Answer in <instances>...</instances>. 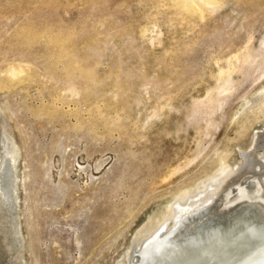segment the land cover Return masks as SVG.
<instances>
[{"label":"rangeland","instance_id":"obj_1","mask_svg":"<svg viewBox=\"0 0 264 264\" xmlns=\"http://www.w3.org/2000/svg\"><path fill=\"white\" fill-rule=\"evenodd\" d=\"M215 8L0 0V264H129L222 161L220 201L254 185L262 204L264 67L242 64L264 49V0Z\"/></svg>","mask_w":264,"mask_h":264},{"label":"bare ground","instance_id":"obj_2","mask_svg":"<svg viewBox=\"0 0 264 264\" xmlns=\"http://www.w3.org/2000/svg\"><path fill=\"white\" fill-rule=\"evenodd\" d=\"M221 1L173 0L175 4H181L184 9L195 11H201L203 7L207 9L213 8L214 10ZM260 49L263 50L259 52L261 54H255L253 51L254 54L250 53L247 49L249 54L245 55L244 64L242 65L254 64V62L261 59L259 68L263 69L264 49ZM237 68L232 63H229L227 69L220 68L217 76L218 86L215 90L212 89V91L208 92L207 101L205 102L210 105L209 109L212 113L217 109L219 110L221 106V102L213 97V93L221 96L231 91L234 82L233 75L236 71H239V68ZM18 71L14 68L12 71L10 70V74L16 77L22 72ZM199 102V105L205 104L201 100ZM263 105L264 103H259L257 107L264 113ZM249 111L253 112L252 110ZM258 112L259 110H257V114ZM252 114L254 115L256 112ZM13 157L12 154L10 159L12 167L14 166ZM228 168L229 166L222 161L218 176L212 177L211 183L206 182V185L200 186L201 188L206 186L204 189H195L193 193L188 190L179 194L168 207V212L165 216L167 219L172 218L173 227L170 228V225L168 228L169 221L164 223L158 221L155 224L157 226L152 227L144 237V240L137 241L138 244L132 248V253L130 252L129 254L128 263L264 264V201H261L262 204L260 205L256 204L255 196L252 195L254 185H250L248 186L250 187L249 189H244L245 194L243 196L231 198L232 200L227 204L222 203L220 199L225 195V190L221 188L223 182H215L213 179H219L220 175L230 176L227 173ZM263 173L264 170H262ZM239 188L241 189V187ZM220 190H222V195H219ZM229 196L231 197L233 194ZM143 246L144 251L136 255L134 249H139Z\"/></svg>","mask_w":264,"mask_h":264}]
</instances>
